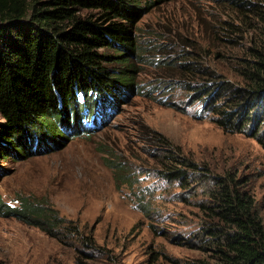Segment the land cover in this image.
<instances>
[{
	"label": "rangeland",
	"instance_id": "374dc122",
	"mask_svg": "<svg viewBox=\"0 0 264 264\" xmlns=\"http://www.w3.org/2000/svg\"><path fill=\"white\" fill-rule=\"evenodd\" d=\"M141 2L149 9L133 29L139 48L130 56L133 88L100 99L113 116L49 147L32 135L22 156L0 143V200L12 206L18 197L43 200L77 225L89 246L64 229L51 237L0 215V264L206 258L200 246L207 216L200 203L225 176L238 180L264 225V146L251 135L223 131L208 111L197 115L204 82L245 86L239 65L261 27L255 13L236 3L263 8L264 0ZM257 129L264 139V123ZM106 157L123 166L121 177Z\"/></svg>",
	"mask_w": 264,
	"mask_h": 264
},
{
	"label": "trees",
	"instance_id": "16d2710c",
	"mask_svg": "<svg viewBox=\"0 0 264 264\" xmlns=\"http://www.w3.org/2000/svg\"><path fill=\"white\" fill-rule=\"evenodd\" d=\"M236 4L255 13L261 27L239 65L245 86L204 82L197 115L208 111L223 131L251 135L264 146L257 129L264 123V7ZM148 9L141 0H0L1 145L22 156L32 135L44 147L107 122L114 110L100 99L132 90L130 56L139 51L133 29ZM105 160L121 177L123 166ZM217 184L200 203L207 216L200 247L208 255L183 264H264V225L252 198L238 190V180L225 176ZM0 215L51 237L64 229L89 246L77 225L43 200L18 197L15 206L0 200Z\"/></svg>",
	"mask_w": 264,
	"mask_h": 264
}]
</instances>
